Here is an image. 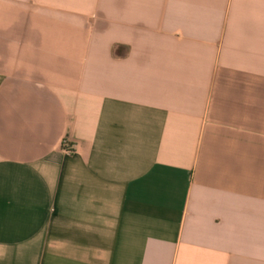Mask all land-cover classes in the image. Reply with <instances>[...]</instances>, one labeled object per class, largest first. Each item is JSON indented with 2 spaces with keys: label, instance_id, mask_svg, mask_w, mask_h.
<instances>
[{
  "label": "crops",
  "instance_id": "obj_1",
  "mask_svg": "<svg viewBox=\"0 0 264 264\" xmlns=\"http://www.w3.org/2000/svg\"><path fill=\"white\" fill-rule=\"evenodd\" d=\"M0 264H264V0H0Z\"/></svg>",
  "mask_w": 264,
  "mask_h": 264
}]
</instances>
